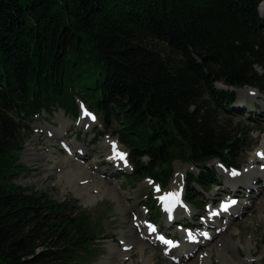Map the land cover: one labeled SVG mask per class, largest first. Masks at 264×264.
<instances>
[{"label":"trees","instance_id":"trees-1","mask_svg":"<svg viewBox=\"0 0 264 264\" xmlns=\"http://www.w3.org/2000/svg\"><path fill=\"white\" fill-rule=\"evenodd\" d=\"M263 1L0 0V264H88L104 226L13 182L24 122L10 111L76 116L81 98L106 125L119 120L135 175L167 185L176 160L198 166L187 197L199 203L190 183L209 189L208 163L237 166L246 139L220 117L237 93L216 82L264 92Z\"/></svg>","mask_w":264,"mask_h":264},{"label":"rangeland","instance_id":"rangeland-1","mask_svg":"<svg viewBox=\"0 0 264 264\" xmlns=\"http://www.w3.org/2000/svg\"><path fill=\"white\" fill-rule=\"evenodd\" d=\"M258 12L263 17L264 7L258 6ZM215 86L218 90L226 91L229 89V87L225 86L222 81H218ZM252 87L259 91V95H244V97L241 98L239 96V92H237L239 104L237 103L235 107L232 109L230 108V111H220L222 113L220 115L222 121L229 118V120H231L234 124H238L246 128L245 132L240 131L239 135L244 136L246 139L242 148L236 154L238 165L243 171H245V167L250 166H253L256 170H258L259 163H255V161H253L255 158V151L260 148L264 149V97L260 95V93L264 94V92H261L258 87ZM248 88L249 87H244V89ZM247 104H252V106H250L251 110H247ZM238 106L240 108H238ZM254 107H257L258 110H253ZM12 115L14 114L12 113ZM37 118H41V116ZM67 119H69V121ZM73 119V117L67 116L65 120L68 122L63 124L62 121L60 123L58 120V116H55V121L51 118L49 122L54 125L57 123L59 127L61 125L62 127H66L67 125H70V122L72 121L70 127L74 129V132H79V134H81V141L84 140V138L90 137L91 139H95L94 143H99L100 152L97 156L99 166H109L105 161L103 146L109 145V143H106L108 138L114 139L118 136L116 131L119 126L117 123L118 120L115 119L112 123H110V125L106 126L104 125V121L101 119L96 124L89 126V129L92 128L90 130L91 132L85 134V132L89 129L87 127L83 128L82 125L76 123L75 124L79 127L75 126ZM28 124L29 126L25 128V131L21 129L22 149L18 154L19 162L23 163V170L15 175L13 182L17 186L23 188L41 189L47 195L61 202H74L76 204L75 201H77L79 211H76L75 214L79 215L80 218H84L85 215H88L94 224H102L104 222L103 233L101 238L98 240L102 251L97 257L92 258V260H85L88 264H102L103 261L108 262L105 264H145L143 263L145 261H143L144 259L142 260L143 255L141 254L139 247L130 243L129 235L131 233V229L136 230L137 228L135 225L136 220L141 221L147 215L152 216L154 213L152 205H154L156 201L149 203V205L147 203V199L151 196L155 198L157 193L167 192L171 188L177 189L175 188L177 186L179 187V191L183 190V192H185L188 186V182L186 181L187 171L198 173L200 171L199 167L195 164H189L176 160L174 162L173 175L169 181V185L160 191L154 189V187L156 188L159 185L155 186L156 181H153L150 177H148L149 175H134L131 173L130 175H125L124 180L123 176L118 175L114 171L113 175H115L116 178L103 180L101 186L98 181L94 182L95 179H99L94 174L93 175L95 177L88 176L79 179H75L76 177H73L72 179L74 180V184L76 186H80L82 193L79 194L65 178L67 175V168L69 165H72V163H65L61 159H58V163H55V171H50L49 169H46V165H44L39 159L25 160L23 158L25 155L24 151L29 146L44 147V145H46L48 151L52 150L53 147H55L53 150H58L60 148L58 141L54 140L55 138L51 140L46 138L45 132L41 134L35 133L32 121ZM98 130L101 132L100 135H97ZM74 132L71 134L72 137H75L76 135ZM119 148L127 149L124 145H120ZM47 160L51 163L48 157ZM208 166L212 169L215 175L221 176L219 180L221 183L218 184H223L225 181L234 182L236 179L233 175H228V177L231 178L228 179L226 171L231 172V169L229 170L226 166L225 168L222 167V165L217 162V159L208 163ZM90 171L92 172L91 169ZM127 171H131V168H128ZM259 174L261 175L260 172L256 174L252 172L249 174L247 180L245 179L246 177H244L239 180V182L244 183L246 181L245 183H247L248 181L249 183H252L255 179H257ZM117 178L123 179V181L120 182V184L117 181L114 183L113 179L117 180ZM117 185H119L120 190L116 188ZM189 186L199 189L197 190V196L202 201L200 191L203 189L193 183H190ZM258 187L260 189L257 193H254L255 196L251 199L254 203L250 206L247 205L244 207L241 217L230 221L228 224H226L227 222L224 224L226 229L223 230V233H225V236L232 234L233 242L235 243L228 242L223 244L222 241L217 243V238L211 239V241L206 242L204 246L202 245L203 247L197 250V252L195 251L196 253L193 256H189L187 257L188 259L185 258L181 262H173L167 255L163 254L164 252L160 247L156 248L154 245H150L145 248L146 253H148L147 255L154 252L155 256L153 258V262L155 264H166V262L170 264H229V262L226 263L224 261L228 256L232 258L234 264H249L250 262L248 261L251 259L250 255L252 252L255 257V262L258 264H264V180L262 181L261 186ZM216 190L213 189V191H207L206 195L209 197H215L217 195ZM110 191H113L114 193H111ZM119 191H122L124 195L121 196ZM89 194L96 195V197L89 200ZM121 200H123V202L127 205L125 210H123L120 205ZM145 204L147 206H151V210L149 212L145 210ZM198 210H200V208H197L195 211ZM217 232H219V229H217ZM125 242H129L127 243L130 245L129 250L123 248L126 245ZM218 244L219 249L217 248ZM112 246H116L118 249H125L128 252V255L108 258L111 255ZM207 257L210 258V262L208 261V263L206 262Z\"/></svg>","mask_w":264,"mask_h":264},{"label":"bare ground","instance_id":"bare-ground-1","mask_svg":"<svg viewBox=\"0 0 264 264\" xmlns=\"http://www.w3.org/2000/svg\"><path fill=\"white\" fill-rule=\"evenodd\" d=\"M260 7H264V1L261 3ZM238 92H239V96L241 98H243L244 95H248V96L259 95L258 94L259 91L257 89H255V88H253V87H249L248 89L241 88V89H238ZM59 116L61 117L62 115L60 114ZM61 121H62L63 124L68 122L65 119H61ZM63 128H66V127H62V129ZM62 129L60 130L61 133H63L66 130V129H64V130H62ZM110 144H111V141L109 142V145ZM258 150L264 151L261 148L258 149ZM24 152H25V155L24 154L23 155H24L25 160H27V159L28 160L39 159V160H41L43 162L44 165H46V169H49L50 171H55L54 170L55 165H53L52 163L48 162L47 157L49 159H56V157H58L56 153H54V152L48 153L43 146H29ZM58 153H60V152H58ZM59 159H61L65 163H67V162L72 163V165H69V167L67 168V175L65 176V178L75 188L76 192L81 194L82 192L80 190V186H76L74 184V180L72 178L76 177L75 179H79V178H83V177H88V176L91 177V176H93L92 172L89 169L88 164L87 163H84V164L79 163L78 161L74 160L73 157L69 156V154H61L59 156ZM252 172H254V174H255L257 171H256V169L253 166H250L249 168L245 169V171L241 172L240 174L233 175L236 178L234 180V182L237 183L239 180H241L244 177L248 178L249 174L252 173ZM63 173H65V172H63ZM103 180H105V179H98V180L95 179L94 182L98 181L99 185L101 186L102 183H103ZM28 181H29V179H28ZM247 183H248V186H249L250 184H249L248 181H247ZM116 188H118L120 190L119 185H117ZM64 190H66V189H64ZM110 192L114 193L113 191H110ZM119 192L121 193V196L124 195V193L122 191H119ZM95 197H96V195H90L89 194L88 199L92 200ZM120 205L123 208V210H125L127 208V205L123 202V200H121ZM242 205H244L243 208L246 207L248 205L247 201H244L243 204L237 206L235 208V211H233V214H235V215L241 214L242 215V213L244 211V209H243V211H241V209H240ZM235 215L233 217H235ZM221 226H222V223H220V225L216 227V230H214V232H213L212 239L217 238V243H219V241H222L223 244L228 243V242L235 243V242H233L232 234H229L228 236H225V233H223V230H222ZM217 229H219V232H217ZM214 235H215V237L213 238ZM129 240H130V243L135 244L137 247H139L140 252L143 255L142 256V260L144 259L143 261H145L143 263H145V264H155L153 262V258L155 256L154 252H151L149 255H147L148 253H146V249H145L147 246H150V245H154L156 248L160 247V244L156 242V240L153 238V235L149 234L148 232H145L144 234H141L138 230L131 229V233L129 235ZM127 243H129V242H125V244H127ZM186 248H187V252H185V253L183 252V254L178 252L175 255V259L182 261L185 258L188 259L187 257L192 256L191 254L193 253L194 247H191V245H187ZM217 248L219 249V244L217 245ZM161 250L163 252H165L164 248H161ZM120 255L121 256L128 255V252L125 249H118V247L112 246L111 255L108 258H110V257L114 258L115 256H120ZM180 257H182V258H180ZM250 258L251 259L248 261V262H250L249 264H252L253 262H255V259H254L255 257H254L252 252H251ZM230 259H231V261H230ZM209 260H210V258L207 257L206 258V262L208 263ZM224 261L226 263L229 262V264H234L233 260H232V258H230V256L226 257V259ZM105 263H108V262L107 261H103L102 264H105ZM166 264H170V263L166 262Z\"/></svg>","mask_w":264,"mask_h":264},{"label":"snow or ice","instance_id":"snow-or-ice-1","mask_svg":"<svg viewBox=\"0 0 264 264\" xmlns=\"http://www.w3.org/2000/svg\"><path fill=\"white\" fill-rule=\"evenodd\" d=\"M85 114L88 116H92V114L88 113V112H86ZM92 119H95V117L92 116ZM113 150H114L115 156L118 159L123 160L124 163L127 164V159H126L127 153L119 151L115 145H113ZM258 155H261L262 157H264V153H258ZM237 174L238 173H236L235 171L232 172V175H237ZM157 191H159L158 187H157ZM161 199L166 201V202L179 203V195L175 194V193H168L165 196L161 197ZM235 203H236V201H230L229 203L224 204L223 205L224 210L226 211L230 207L231 204H235ZM170 210H171V207H169V211ZM151 230L155 231V228L151 227ZM163 239L164 238L161 237V240H163ZM165 243L171 244L172 242L171 241H165Z\"/></svg>","mask_w":264,"mask_h":264},{"label":"water","instance_id":"water-1","mask_svg":"<svg viewBox=\"0 0 264 264\" xmlns=\"http://www.w3.org/2000/svg\"><path fill=\"white\" fill-rule=\"evenodd\" d=\"M226 85H228V82L226 80H222ZM22 159V158H21ZM252 264H257L256 262H253Z\"/></svg>","mask_w":264,"mask_h":264}]
</instances>
